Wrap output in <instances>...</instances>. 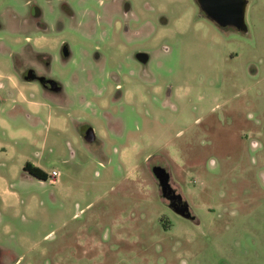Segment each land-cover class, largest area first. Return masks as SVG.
<instances>
[{"label": "rangeland", "instance_id": "obj_1", "mask_svg": "<svg viewBox=\"0 0 264 264\" xmlns=\"http://www.w3.org/2000/svg\"><path fill=\"white\" fill-rule=\"evenodd\" d=\"M247 1L243 33L197 0H0V264H264V0ZM25 38L62 93L8 82Z\"/></svg>", "mask_w": 264, "mask_h": 264}, {"label": "flooded vegetation", "instance_id": "obj_2", "mask_svg": "<svg viewBox=\"0 0 264 264\" xmlns=\"http://www.w3.org/2000/svg\"><path fill=\"white\" fill-rule=\"evenodd\" d=\"M63 9L66 12V15L70 19L74 18L72 11L66 5H63ZM31 10H32L33 16L35 17V19H34L35 23H36L35 28L38 31H42L44 33H47L48 31H50L49 27L40 25L41 21L38 18V17H40L39 11L37 9H35L34 6H32ZM56 27L59 31L62 27L61 23H57ZM25 41H26V44L23 48H21V53H24L27 56V61L23 58H19L18 57L19 53L11 55L12 65H11V72L7 78L8 82H9L10 77L12 76L11 74H13V76L18 77L19 79H21L23 81L39 83L41 85L42 89L46 92L54 93V94L62 93L61 85L56 80L45 75L46 72L50 69L51 63L49 61L41 59V54L34 51L33 45L30 44V41L28 38H25ZM61 46L63 47L64 43ZM65 46H66V55H63L62 47H61V55H62L61 59H63V60L64 59L67 60L70 57V51H69V48H68L66 43H65ZM136 60L138 62H140L137 58H136ZM26 63H27V67H25ZM40 67H42V70L40 69ZM50 81H52V82L54 81L56 83V85ZM57 88H59L58 91L56 90ZM90 129H92V128H90L88 126H84V128H82V130L80 132V135L84 141H86L88 143H93L96 141V137L94 134V137L89 141V138L92 137L91 133H90ZM32 166H34V165H32ZM32 171H33L32 167H30L28 169L25 168V165L22 167V173L26 174L29 177H31L30 173ZM169 184H170V178H169ZM176 195H179L181 198L178 199V197H176ZM161 197L164 201L167 202V209L170 210L172 213H174L176 216H178L182 219H185L187 221H190V222H193L195 220L194 216L191 214L188 203L185 201V199L182 197V195H180L175 189H173L171 187V185H170V189H168L165 192V197H163L162 192H161ZM171 205H172V208L170 207ZM178 213H184L186 218L180 216Z\"/></svg>", "mask_w": 264, "mask_h": 264}, {"label": "water", "instance_id": "obj_3", "mask_svg": "<svg viewBox=\"0 0 264 264\" xmlns=\"http://www.w3.org/2000/svg\"><path fill=\"white\" fill-rule=\"evenodd\" d=\"M197 3L205 17L216 24L219 28H233L243 33L247 31L245 24V12L248 4L247 0H197ZM62 52L63 55H66L65 45L62 47ZM136 58L142 64H146L148 61V55L145 53H138ZM52 83L56 85L54 81ZM56 90L58 91L59 88ZM90 133L92 137L90 136L91 138H89V141L94 137L92 129H90ZM152 172L158 181L163 197H165V192L170 189L169 174L161 167H154ZM176 197H178V199L181 198L179 195H176ZM170 207L172 208V205ZM178 214L185 217L184 213Z\"/></svg>", "mask_w": 264, "mask_h": 264}, {"label": "trees", "instance_id": "obj_4", "mask_svg": "<svg viewBox=\"0 0 264 264\" xmlns=\"http://www.w3.org/2000/svg\"><path fill=\"white\" fill-rule=\"evenodd\" d=\"M32 167L33 171L30 173L32 178H35L39 181H45L46 180V175L37 167L32 166L30 163L25 164V168L28 169Z\"/></svg>", "mask_w": 264, "mask_h": 264}, {"label": "built area", "instance_id": "obj_5", "mask_svg": "<svg viewBox=\"0 0 264 264\" xmlns=\"http://www.w3.org/2000/svg\"><path fill=\"white\" fill-rule=\"evenodd\" d=\"M57 177H59V173H57L56 171H52L51 178L56 179Z\"/></svg>", "mask_w": 264, "mask_h": 264}]
</instances>
